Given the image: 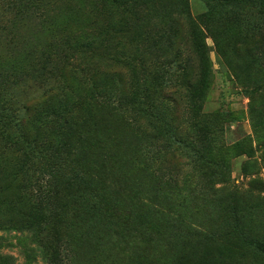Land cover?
Instances as JSON below:
<instances>
[{"label": "rangeland", "instance_id": "rangeland-1", "mask_svg": "<svg viewBox=\"0 0 264 264\" xmlns=\"http://www.w3.org/2000/svg\"><path fill=\"white\" fill-rule=\"evenodd\" d=\"M16 1L0 0V22L8 29L0 31V65L8 67L32 48L35 33L28 22L12 25L7 8ZM36 1L52 24L46 35L52 44L43 50L45 63H26L34 72L1 95L0 155L14 156L7 141L38 126L39 105L50 92L68 87L81 96L94 83L130 95L134 104L119 110L123 121L139 137L151 172L172 180L177 212L192 215L198 226L153 264H264V15L258 2L139 0L136 14L122 16L120 9L110 16L108 0ZM104 26L103 42L98 30ZM86 40L98 42L88 65L96 72L88 76L70 66ZM26 154L40 164L41 156ZM24 184L0 169V256L12 264H72L76 225L58 220L53 204H6ZM93 202L86 197L81 206ZM98 211L106 216L109 206ZM142 218L160 225L148 213ZM161 236L167 234L161 230ZM94 264H103L100 256Z\"/></svg>", "mask_w": 264, "mask_h": 264}, {"label": "trees", "instance_id": "trees-1", "mask_svg": "<svg viewBox=\"0 0 264 264\" xmlns=\"http://www.w3.org/2000/svg\"><path fill=\"white\" fill-rule=\"evenodd\" d=\"M141 1L108 0L106 12L115 16L122 9V16L136 14ZM216 1L222 6L228 3L249 6L256 1L260 5L259 13L264 15V0ZM41 4L36 0H18L7 8L12 25L28 22L35 33L32 48H25L16 64L0 65V109L6 106L1 96L5 90L34 72L32 66L27 65L25 69L24 65L33 61L45 63L43 50L52 44L46 36L52 24L40 14ZM0 27V31L8 30L3 29L1 22ZM111 27L114 31L119 29L118 25ZM104 29L105 26L98 30L103 42L109 36V30ZM97 43L86 40L79 45L77 53L80 54L70 65L73 70L87 76L95 74V69L88 65ZM88 89L81 96L68 87L48 93L39 105L41 112L35 120L38 126L19 132L7 141L15 154L10 158L0 155V169L9 170L14 180L21 178L25 184L6 204L12 208L24 202L53 204L58 220L67 217L70 224L76 225L70 242L72 264H94L97 256L103 264H153L159 252L169 251L174 240L190 239L193 231H197V222L192 224V215L183 218L177 212L170 189L172 180L157 178L151 172L139 137L123 121L119 110L134 104V98L110 92V88L101 84L92 83ZM26 152L41 156L40 164L32 165ZM86 197L94 202L82 207ZM106 204L109 213L96 214ZM145 213L160 225L145 222L142 218ZM6 223L25 224L13 220ZM161 230L167 236H161ZM148 257L152 258L148 260ZM0 264L12 262L0 256Z\"/></svg>", "mask_w": 264, "mask_h": 264}]
</instances>
